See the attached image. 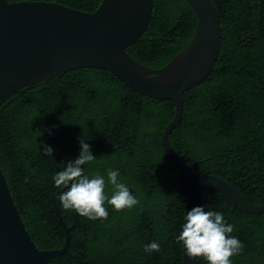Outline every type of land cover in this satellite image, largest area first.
<instances>
[{"label": "trees", "instance_id": "16d2710c", "mask_svg": "<svg viewBox=\"0 0 264 264\" xmlns=\"http://www.w3.org/2000/svg\"><path fill=\"white\" fill-rule=\"evenodd\" d=\"M45 1L84 12L102 0ZM148 30L126 49L138 64L160 69L183 51L197 18L186 0H153ZM221 17L222 44L212 72L184 94L182 122L169 141L182 163L199 175L231 183L245 202L264 205V1L213 0ZM175 115L171 101L139 94L105 70L61 72L0 106V167L34 244L60 249L65 232L51 196L62 189L53 177L54 149L60 169L78 158L80 140L96 159L83 166L107 181L109 168L139 200L131 209L108 208L91 220L56 204L71 228L68 251L48 264H183L177 236L184 224L190 182L179 174L161 136ZM52 153V154H53ZM106 191L111 195L113 187ZM202 206L222 212L244 245L232 264H264V214L242 210L214 188L203 189ZM157 241L159 252L144 246ZM203 264H207L202 260Z\"/></svg>", "mask_w": 264, "mask_h": 264}, {"label": "water", "instance_id": "95a60500", "mask_svg": "<svg viewBox=\"0 0 264 264\" xmlns=\"http://www.w3.org/2000/svg\"><path fill=\"white\" fill-rule=\"evenodd\" d=\"M186 1L197 18L195 35L164 67L152 69L135 62L126 49L148 30L153 0H102L94 12L54 2L0 0V106L11 96L31 90L61 72L108 71L139 94L173 103L175 115L163 130L161 143L175 170L190 182L184 223L188 210L202 206L206 187L216 189L246 212L264 214V205L248 204L228 181L217 175H199L192 166L184 165L170 144V134L183 119L184 94L212 72L222 44L221 17L213 0ZM60 150L52 154L59 171L62 169L54 155ZM65 190L51 196L65 243L60 249L40 250L26 229L0 167V264H48L68 251L71 228L56 204V197ZM182 262L203 264L200 258L189 259L183 245Z\"/></svg>", "mask_w": 264, "mask_h": 264}, {"label": "clouds", "instance_id": "9594fccd", "mask_svg": "<svg viewBox=\"0 0 264 264\" xmlns=\"http://www.w3.org/2000/svg\"><path fill=\"white\" fill-rule=\"evenodd\" d=\"M81 149L78 158L67 162L63 169L57 171L53 180L57 187L66 189L59 195L64 209L75 211L80 216L91 220L107 219L108 208L116 211L131 209L139 200L130 188L120 181L118 170H107V181L99 172L93 175L85 173L84 165L93 162L90 145L80 140ZM54 149L43 146V154L51 156ZM113 187L111 195L106 191L108 185ZM233 224L227 223L222 212L206 210L204 206H195L187 211L182 231L177 241L182 243L189 259L200 258L207 264H232V257L243 249V243L232 233ZM160 244L153 241L144 246L146 253L159 252Z\"/></svg>", "mask_w": 264, "mask_h": 264}]
</instances>
